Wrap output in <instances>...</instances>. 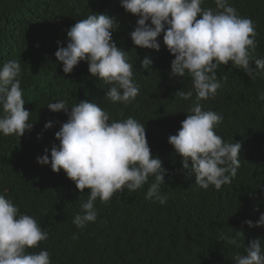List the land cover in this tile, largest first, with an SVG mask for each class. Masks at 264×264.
<instances>
[{
  "label": "trees",
  "instance_id": "obj_1",
  "mask_svg": "<svg viewBox=\"0 0 264 264\" xmlns=\"http://www.w3.org/2000/svg\"><path fill=\"white\" fill-rule=\"evenodd\" d=\"M229 3L253 21L257 33L253 58H264V0ZM202 7L215 9V4L205 0ZM89 14H104L119 23L113 41L128 52L133 80L140 87L131 104L103 99L107 86L89 74L86 62L66 75L55 59L58 47L66 46L67 31ZM137 19L123 10L120 0H0V66L8 60L21 62L24 108L33 123L20 138L0 135V194L48 232L46 241L28 251L47 250L51 264H235L233 257L246 254L249 241L259 238L264 245V227L244 223L255 224L264 213V100L257 98L264 92V75L252 79L231 63L217 70L221 87L215 97L200 103L203 111L222 114L215 134L224 142L240 143V166L220 190L201 189L168 143L195 99L185 101L176 95L191 89L190 77L171 75L174 57L162 43L163 33L157 38L158 52L133 45L129 34ZM144 58L151 61L148 69L141 67ZM250 67L254 69V63ZM60 100L69 108L82 100L100 105L110 121L131 116L145 123L151 154L167 172L161 184L167 202L161 205L145 198L154 182L149 177L135 192L125 189L106 204L97 199L95 222L78 229L72 221L88 190L79 192L62 170L53 173L50 166L37 164L46 149L50 158L51 147L59 144L55 133L67 115L46 106ZM47 122L52 127L45 130ZM222 237L236 238L239 247Z\"/></svg>",
  "mask_w": 264,
  "mask_h": 264
},
{
  "label": "clouds",
  "instance_id": "obj_2",
  "mask_svg": "<svg viewBox=\"0 0 264 264\" xmlns=\"http://www.w3.org/2000/svg\"><path fill=\"white\" fill-rule=\"evenodd\" d=\"M204 3L205 0H120L126 13L138 17L129 34L133 45L158 52L161 43L157 38L163 33L162 43L174 57L171 75L190 77L191 89L178 91L176 95L185 101L195 99L168 143L181 158L182 169L194 176L199 188L207 190L211 186L220 190L236 175L241 145L224 142L215 134L223 116L203 111L200 102L215 97L221 87L216 75L221 66L231 63L255 79L257 74L264 75V58H253L257 33L250 18L240 16L229 0H213L215 9L202 7ZM118 28L114 17L89 14L67 31L66 46L58 47L54 55L66 75L80 62H86L89 74L107 86L103 99L111 104L128 105L138 96L140 87L133 80L128 52L113 41V32ZM250 63H254V69ZM150 64L148 58L141 61L144 69ZM20 75L19 60H8L0 66V135L5 137L20 138L33 128L30 112L24 108ZM257 98L264 100V92ZM46 107L51 112H65L67 121L55 133L59 144L51 147L50 158L46 149L37 158V164L50 166L53 173L62 170L79 192L88 190L86 202L80 205L72 221L78 229L95 222L97 199L106 204L125 189L135 192L144 187L149 177L154 182L145 198L161 205L167 202L168 196L161 193L167 172L159 157L151 154L145 123L131 116L110 121L108 111L87 100L71 108L65 100ZM51 127V122L45 123V130ZM244 223L249 228L264 227V213L255 224ZM47 239L48 232L42 230L34 217L20 212L11 199L0 194V264H51L47 250L28 251ZM222 239L239 247L236 238ZM245 253L233 257L235 264H264L261 239L249 241Z\"/></svg>",
  "mask_w": 264,
  "mask_h": 264
},
{
  "label": "bare ground",
  "instance_id": "obj_3",
  "mask_svg": "<svg viewBox=\"0 0 264 264\" xmlns=\"http://www.w3.org/2000/svg\"><path fill=\"white\" fill-rule=\"evenodd\" d=\"M239 6V5H238ZM117 9V8H116ZM254 10V9H253ZM91 11V10H90ZM112 13V12H111ZM260 85V84H259ZM261 109V108H260ZM248 158V157H247ZM209 208V207H208Z\"/></svg>",
  "mask_w": 264,
  "mask_h": 264
}]
</instances>
